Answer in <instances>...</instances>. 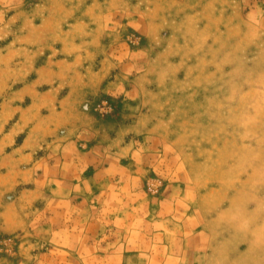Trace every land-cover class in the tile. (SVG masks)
<instances>
[{
  "label": "rangeland",
  "instance_id": "rangeland-1",
  "mask_svg": "<svg viewBox=\"0 0 264 264\" xmlns=\"http://www.w3.org/2000/svg\"><path fill=\"white\" fill-rule=\"evenodd\" d=\"M118 179L132 211L187 189L197 264H264V0H0V264L162 263L75 233Z\"/></svg>",
  "mask_w": 264,
  "mask_h": 264
},
{
  "label": "crops",
  "instance_id": "crops-1",
  "mask_svg": "<svg viewBox=\"0 0 264 264\" xmlns=\"http://www.w3.org/2000/svg\"><path fill=\"white\" fill-rule=\"evenodd\" d=\"M68 111L65 114L68 116ZM62 112L58 113L61 114ZM89 121V120H88ZM92 124V128L99 129L103 124L100 121H89ZM110 124V123H108ZM108 126V125H104ZM89 127H91L89 125ZM118 129V128H117ZM125 127L121 126L118 130V137H123ZM95 136V134H93ZM100 135V134H99ZM127 146L131 145V140L126 142ZM95 178V176H93ZM99 181V180H98ZM89 185L94 184L96 179H90L87 181ZM100 182V181H99ZM97 182V183H99ZM109 186L105 190L100 186V196L98 197V201L95 199H86L82 202L85 203L84 207H87L86 214H82L76 217V220L81 219L85 222V227L74 228L76 229L77 234L82 235L83 244L87 247V250L93 248V246L102 247V238L103 236H111L114 235L117 237L115 246L123 247L126 249V252H136V254H131L130 257H134V255L141 257L143 247L141 248V243L137 241H133L132 237L135 234H139L140 232L146 235H149L151 238L155 240V243L162 242L161 247L162 251L166 252L165 258H162V263H153L151 260V254L149 257V262L147 263H136V264H197V210L193 212L186 211V203L189 202L187 197V189L185 192H181L178 197H175V193L177 191L170 192L169 196H166L165 200L161 202L162 206L169 205L170 202L176 201L175 204L171 206L173 211L165 212L163 210L157 211L155 213H150V211L146 210H127L126 208L131 204H134V199L125 200L123 196V190L127 188L123 180H115L108 183ZM76 186L73 185V188ZM169 189V188H168ZM67 196L66 201H69ZM188 198V199H187ZM99 204V205H98ZM121 204L122 207H121ZM136 209L140 207H145V205H135ZM93 209H97V211H93ZM102 209V210H100ZM145 209V208H144ZM185 209V210H184ZM176 210V211H175ZM184 210V212H182ZM148 212L147 214H144ZM42 216V215H41ZM43 216H47V213H43ZM69 215L65 212H52L49 213L48 218L51 221H56L60 219L72 220L73 215ZM177 218L180 220L177 226H173L170 228L171 220ZM151 221L149 227L138 228L136 227L137 222L135 221ZM120 224L122 227L119 228ZM88 225V226H87ZM91 225H95L98 229H92ZM65 229H55L53 226L49 227L50 236H62L67 233H70V229L66 228V224H64ZM99 237V242L97 244H89L91 240V236ZM125 236L124 241L122 238L119 240V237ZM157 236H162L161 240H156ZM177 236V239L174 237ZM127 237V238H126ZM131 237V239H129ZM87 238V241L85 239ZM130 246H132L130 249ZM166 249V250H165ZM63 251V248H59L55 243L50 248V251ZM178 253L177 263H171L170 253L173 252ZM192 252L193 258L191 260L185 259L186 253ZM129 253H126V255ZM118 257V256H117ZM122 257V256H121ZM173 259V258H172ZM121 264H133V263H121Z\"/></svg>",
  "mask_w": 264,
  "mask_h": 264
}]
</instances>
